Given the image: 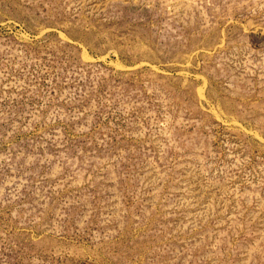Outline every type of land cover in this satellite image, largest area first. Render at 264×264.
<instances>
[{
  "label": "rangeland",
  "instance_id": "1",
  "mask_svg": "<svg viewBox=\"0 0 264 264\" xmlns=\"http://www.w3.org/2000/svg\"><path fill=\"white\" fill-rule=\"evenodd\" d=\"M0 264H264V0H0Z\"/></svg>",
  "mask_w": 264,
  "mask_h": 264
}]
</instances>
